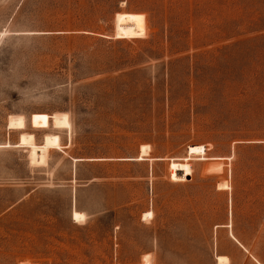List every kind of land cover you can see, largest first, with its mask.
Wrapping results in <instances>:
<instances>
[{
	"label": "rangeland",
	"instance_id": "374dc122",
	"mask_svg": "<svg viewBox=\"0 0 264 264\" xmlns=\"http://www.w3.org/2000/svg\"><path fill=\"white\" fill-rule=\"evenodd\" d=\"M259 144L264 0H0V264H264Z\"/></svg>",
	"mask_w": 264,
	"mask_h": 264
},
{
	"label": "bare ground",
	"instance_id": "6f19581e",
	"mask_svg": "<svg viewBox=\"0 0 264 264\" xmlns=\"http://www.w3.org/2000/svg\"><path fill=\"white\" fill-rule=\"evenodd\" d=\"M116 37L118 38H135L141 37L146 33L147 23L146 16L143 13L123 12L116 15ZM11 118V117H10ZM13 118V117H12ZM10 128L19 127L24 128L26 125L25 117L19 116L17 119H9ZM55 128L71 129V121L68 113H55L53 118ZM19 145L29 147V158L32 165H42L47 162V153L51 148H59L60 136L58 134L47 133L44 136L43 143L38 145L35 143L34 134H22ZM11 146V144H6ZM18 145V144H17ZM142 159V157H139ZM80 160V159H79ZM76 161V159H75ZM216 165L210 166L209 170L215 169ZM170 174L173 180L186 179L192 172V166L187 161L182 163H172ZM228 185V183L223 182ZM152 212L144 213V217L151 215ZM74 218H85L84 212H74Z\"/></svg>",
	"mask_w": 264,
	"mask_h": 264
},
{
	"label": "trees",
	"instance_id": "16d2710c",
	"mask_svg": "<svg viewBox=\"0 0 264 264\" xmlns=\"http://www.w3.org/2000/svg\"><path fill=\"white\" fill-rule=\"evenodd\" d=\"M256 147L259 148V149H264V144L256 145Z\"/></svg>",
	"mask_w": 264,
	"mask_h": 264
}]
</instances>
